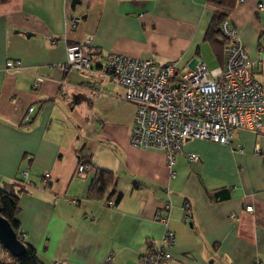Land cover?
Instances as JSON below:
<instances>
[{"label": "crops", "instance_id": "1", "mask_svg": "<svg viewBox=\"0 0 264 264\" xmlns=\"http://www.w3.org/2000/svg\"><path fill=\"white\" fill-rule=\"evenodd\" d=\"M71 2L0 0V188L17 194L18 230L40 264H106L110 255L109 264H141L161 242L164 225L155 214L167 201L174 234L168 264H264V130L234 128L228 144L189 138L169 168L161 150L130 144L136 104L122 86L60 68L68 44L87 42L95 69L110 52L175 60L178 72L197 61L223 66L222 53L204 39L214 4ZM226 2V18L264 86V0ZM73 17L79 23L68 26ZM9 60L22 68L7 70ZM37 76L43 81L35 85ZM80 160L94 167L84 177L76 173ZM100 170L114 176L110 199L88 195ZM13 261L0 242V262Z\"/></svg>", "mask_w": 264, "mask_h": 264}, {"label": "built area", "instance_id": "2", "mask_svg": "<svg viewBox=\"0 0 264 264\" xmlns=\"http://www.w3.org/2000/svg\"><path fill=\"white\" fill-rule=\"evenodd\" d=\"M257 7L261 9L263 5L259 3ZM79 21L80 18L73 17L67 23L76 26ZM220 30L226 40L224 63L213 69L197 61L194 67L178 72L175 60L159 62L112 52L107 53L95 69L91 64L94 50L89 42L68 44L66 61L60 68L94 74L122 86L125 99L136 104L130 144L161 150L166 164L172 168L189 138L228 144L234 128L253 132L264 130V86L254 77L249 55L228 18L221 22ZM4 67L18 71L22 64L20 60H9ZM42 81L43 77L37 76L34 83L38 85ZM32 111L33 106H29L24 121L32 120ZM186 156L191 162L199 159L194 152ZM93 168L81 160L76 173L84 177ZM47 183L48 179L44 178V184ZM108 204L113 205V201L108 200ZM184 206L188 208L187 203ZM169 209V201L157 209L155 216L164 225V232L160 244L140 256L141 264H168L171 260L169 248L174 243V234L167 227ZM245 209L253 211V206L247 205ZM188 217L186 213L183 220L187 221ZM25 235L20 232L21 237ZM112 258L108 256L106 264ZM53 264L63 262L57 260ZM253 264L261 263L254 261Z\"/></svg>", "mask_w": 264, "mask_h": 264}, {"label": "trees", "instance_id": "3", "mask_svg": "<svg viewBox=\"0 0 264 264\" xmlns=\"http://www.w3.org/2000/svg\"><path fill=\"white\" fill-rule=\"evenodd\" d=\"M209 2L214 4L215 10L205 32L204 39L215 48L217 54L220 52L222 56H224L223 47L226 40L221 33L220 24L226 18L228 8L231 7L232 4L227 3L226 0H209ZM113 184V174L106 170H100L89 185L88 195L90 197H97L107 194L108 199H110L114 194ZM17 203V194L11 189L0 188V214L10 222L17 237L25 244L26 248L23 256L19 258L13 257V264H40L35 249L31 245H28L24 238L20 236L18 222L15 217ZM0 264L7 263L0 262Z\"/></svg>", "mask_w": 264, "mask_h": 264}, {"label": "water", "instance_id": "4", "mask_svg": "<svg viewBox=\"0 0 264 264\" xmlns=\"http://www.w3.org/2000/svg\"><path fill=\"white\" fill-rule=\"evenodd\" d=\"M74 6L75 0H72ZM0 242L3 247L13 256L19 258L25 253V244L17 237L10 222L0 214Z\"/></svg>", "mask_w": 264, "mask_h": 264}]
</instances>
